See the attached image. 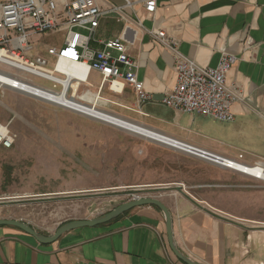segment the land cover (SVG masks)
I'll return each instance as SVG.
<instances>
[{
  "label": "crops",
  "instance_id": "crops-1",
  "mask_svg": "<svg viewBox=\"0 0 264 264\" xmlns=\"http://www.w3.org/2000/svg\"><path fill=\"white\" fill-rule=\"evenodd\" d=\"M129 1L133 5L126 10L134 19L140 18L146 28L164 29L178 49L200 65L215 67L223 51L238 58L227 74V83L244 96V101L232 106L234 121L176 111L161 103L176 84L171 53L129 20L119 21L116 12L102 15L99 38L124 35L126 28L129 52L138 61L137 75L152 96L143 109L154 122L170 124L172 131L150 127L225 156L245 151L250 162L264 164V0H157L154 13L147 12L143 0ZM97 3L108 11L126 5L127 0ZM124 100L134 101V92L128 90ZM59 193L62 190L15 194L13 184L1 179L0 219H17L9 208L14 199ZM159 198L171 212L175 246L193 261L264 264V181L218 166L213 183L170 187ZM62 225L53 232L33 228L50 236ZM0 264L186 263L169 245L163 212L144 205L108 222L68 231L49 243L18 227L0 225Z\"/></svg>",
  "mask_w": 264,
  "mask_h": 264
},
{
  "label": "built area",
  "instance_id": "built-area-1",
  "mask_svg": "<svg viewBox=\"0 0 264 264\" xmlns=\"http://www.w3.org/2000/svg\"><path fill=\"white\" fill-rule=\"evenodd\" d=\"M145 9L154 13L157 0H143ZM133 2L127 0L124 6H111L108 11L100 8L97 0H4L0 2V100L8 92L58 106L72 112L106 121L94 110H107L101 106L109 102L102 97L108 90L125 97L128 90L135 95L134 107L121 105L138 114L148 116L143 107L152 100L144 82L137 75L138 61L129 52L127 40L120 34L109 39L98 36L100 18L106 12H116L119 21L129 20L143 32L149 33L173 56L176 84L165 93L161 103L176 111L200 113L222 122L235 120L232 106L236 101H244L242 92L227 83V74L237 62L236 54L223 51L215 67L200 65L196 60L183 54L178 43L164 29L146 28L140 18L134 19L126 9ZM62 33L59 45L39 46L44 35ZM76 64L79 75L72 81L79 82L80 90H74L58 76L68 78V74L58 69V64ZM98 73L100 81L96 87V98L89 92L92 88V74ZM51 82V87L46 85ZM57 86H60L58 89ZM86 91L81 93L82 87ZM101 95V96H100ZM109 122V121H106ZM110 123V122H109ZM17 135L10 124L0 120V147L10 149ZM177 139V138H176ZM187 151L220 167L264 181V164L247 160V152L240 151L235 156H225L178 139ZM188 152V153H189ZM260 168L251 173L238 167ZM140 187H154L151 185ZM144 197L133 195L134 198ZM250 238V235H249ZM248 252V250L246 249Z\"/></svg>",
  "mask_w": 264,
  "mask_h": 264
},
{
  "label": "rangeland",
  "instance_id": "rangeland-1",
  "mask_svg": "<svg viewBox=\"0 0 264 264\" xmlns=\"http://www.w3.org/2000/svg\"><path fill=\"white\" fill-rule=\"evenodd\" d=\"M61 42L62 33L44 35L39 49ZM99 81L100 76L93 73L89 89L93 98ZM46 85L51 87L53 83ZM85 89L82 87L81 93ZM102 97L115 102L101 104L112 113L149 127L152 124L165 133L172 131L166 122H154L121 106L134 107L135 100L125 101V97L108 90L102 92ZM0 120L9 123L17 135L12 148H0V180L12 183L14 193L21 195L62 190L57 195L9 202L13 216L42 232H53L59 224L74 219L107 213L132 200L135 194L160 197L170 187L213 183L218 168L109 122L17 92H8L0 100ZM147 185L154 187H140Z\"/></svg>",
  "mask_w": 264,
  "mask_h": 264
},
{
  "label": "water",
  "instance_id": "water-1",
  "mask_svg": "<svg viewBox=\"0 0 264 264\" xmlns=\"http://www.w3.org/2000/svg\"><path fill=\"white\" fill-rule=\"evenodd\" d=\"M162 189H165V188H162ZM144 205L157 206L163 212L165 216V221H166V231H167L169 245L172 248V250L175 252V254L186 264H199L193 261L188 256L181 253L175 246L174 238H173V230H172L173 222H172L171 212L169 208L167 207V205L157 196H144L140 198H134L130 201L119 204L113 210L105 214H102L100 216H97L95 218L69 221L63 224L62 226H60L56 230L55 234L50 235V236H45V235L38 233L32 226L18 219H0V225H12V226L18 227L19 229L34 236L39 242L49 243V242L55 241L61 235L65 234L68 231H71L73 229H77L80 227L95 226L98 224L108 222L111 219L116 218L117 216L133 208L144 206Z\"/></svg>",
  "mask_w": 264,
  "mask_h": 264
},
{
  "label": "bare ground",
  "instance_id": "bare-ground-1",
  "mask_svg": "<svg viewBox=\"0 0 264 264\" xmlns=\"http://www.w3.org/2000/svg\"><path fill=\"white\" fill-rule=\"evenodd\" d=\"M76 64H72V65H65L64 63H59L58 64V69L61 72H64L66 74H68V78H64V77H59V79L61 81H65L66 84L70 83L71 87L74 88V90L78 91L81 88V85L79 84V82H74L72 81V76H76L79 75L82 72H78L76 70ZM98 93H96L95 98L97 97ZM101 96V95H100ZM118 104V103H117ZM119 105V104H118ZM94 112H96V114H99L100 116H102L104 119H106V121H109L111 124L116 125L117 127L124 129L126 131H129L131 133L137 134L141 137L147 138V139H151L154 140L158 143H162L164 145L185 151V152H189L186 150V148L183 146V144L181 142L178 141V139L173 138L169 135H166L160 131H157L149 126L144 125L143 123L140 122H135L131 119L125 118L123 117V115H118L115 113H112L110 111H104L101 109H96L94 110ZM190 154L196 155L195 153L189 152ZM238 167H241L245 170H247L248 172L251 173H258L260 171V168H255V169H250L249 167H245L243 165H238Z\"/></svg>",
  "mask_w": 264,
  "mask_h": 264
}]
</instances>
